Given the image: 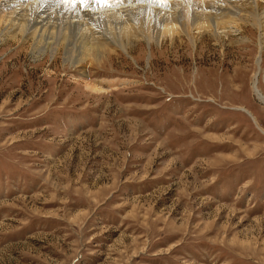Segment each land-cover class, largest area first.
Masks as SVG:
<instances>
[{"label": "rangeland", "instance_id": "1", "mask_svg": "<svg viewBox=\"0 0 264 264\" xmlns=\"http://www.w3.org/2000/svg\"><path fill=\"white\" fill-rule=\"evenodd\" d=\"M257 1L219 37L92 62L0 41V264H264Z\"/></svg>", "mask_w": 264, "mask_h": 264}, {"label": "bare ground", "instance_id": "2", "mask_svg": "<svg viewBox=\"0 0 264 264\" xmlns=\"http://www.w3.org/2000/svg\"><path fill=\"white\" fill-rule=\"evenodd\" d=\"M69 1L72 7L64 11L60 0H0V41L23 42L26 39L33 54H42L53 46L57 52L63 47L65 60L73 64L85 59L92 62L91 56L99 57L106 46L114 43L128 51L135 40L146 38L149 33L153 39L169 41L184 33L194 43L205 32L211 31L219 37L232 24L240 29L249 9L260 5L257 0H221V4L214 0H193L188 3L190 13L185 22L184 0L160 4L157 0H122L109 8V3L90 0L86 9L78 5L83 1L89 3V0ZM146 9L151 13L147 14L149 18L145 17ZM251 15H255L252 24L263 33L258 39L261 49L264 46V8ZM256 78L257 73L253 89L260 95ZM87 86L94 91L102 89L94 83ZM260 97L264 101V97Z\"/></svg>", "mask_w": 264, "mask_h": 264}]
</instances>
